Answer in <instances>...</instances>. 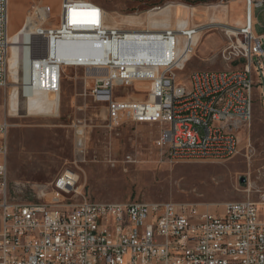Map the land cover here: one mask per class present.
Instances as JSON below:
<instances>
[{
	"label": "built area",
	"instance_id": "1",
	"mask_svg": "<svg viewBox=\"0 0 264 264\" xmlns=\"http://www.w3.org/2000/svg\"><path fill=\"white\" fill-rule=\"evenodd\" d=\"M244 1L241 42L221 52L225 60L241 57L244 65L193 70L184 82L176 80L178 74L199 33L214 23L120 29L107 26L105 10L90 0H60L56 14L51 5L34 1L14 32L17 58L27 71L55 64L57 95L65 67L95 71L87 75L89 94L104 102L106 126L156 124V145L172 162L224 161L237 153L240 135L251 125L252 67L264 58L254 14L262 0ZM10 36L8 0H0V87L8 82ZM65 42L84 43L96 57L59 61L53 54ZM136 82L149 84L146 99L113 96ZM9 127L0 121V264H264V190L257 201H228L219 212L194 202H101L82 192L75 170L65 169L51 182L49 199L10 202Z\"/></svg>",
	"mask_w": 264,
	"mask_h": 264
},
{
	"label": "rangeland",
	"instance_id": "2",
	"mask_svg": "<svg viewBox=\"0 0 264 264\" xmlns=\"http://www.w3.org/2000/svg\"><path fill=\"white\" fill-rule=\"evenodd\" d=\"M34 1L38 0H8L11 44L8 82L0 87V121L6 119L10 123L7 157L10 202L39 203L49 199L51 195L46 192H50L51 182L65 169L75 170L82 192L101 202H194L208 205L211 212H219L228 201L258 200L259 192L264 190V87L261 93L257 82L260 77L253 67L252 121L240 135L237 153L224 161L172 162L156 145L160 130L156 124L124 122L115 128L106 126L104 102L94 101L89 94L92 82L87 75L95 72L92 69L65 67L58 95L55 64L52 67L34 64L27 71L25 63L17 58L14 44L17 33L11 27L22 24ZM90 1L105 10L107 26L120 29L214 23L199 33L177 81L184 82L193 70L244 65L241 57L225 60L221 55L229 44L241 42L237 29L246 17L244 0ZM41 2L51 5L53 13L58 12L60 0ZM80 44L84 43H77ZM71 47L72 42H68L66 49ZM252 61L257 63L256 56ZM261 81L264 85V77ZM148 88L147 82H136L117 88L113 96L146 99ZM11 89L15 92L13 115L6 108ZM21 94L30 98L25 107ZM79 138L81 145H77ZM128 155L132 160H127ZM261 215L263 211L260 218Z\"/></svg>",
	"mask_w": 264,
	"mask_h": 264
},
{
	"label": "crops",
	"instance_id": "3",
	"mask_svg": "<svg viewBox=\"0 0 264 264\" xmlns=\"http://www.w3.org/2000/svg\"><path fill=\"white\" fill-rule=\"evenodd\" d=\"M254 14H255V32L258 33V34H263L264 35V0H262V5L255 7ZM23 20H24V16H23ZM23 20H22V22H23ZM9 24H10V19H9ZM20 26H21V24L20 25H14V26L11 27V30L12 31H17L20 28ZM9 28H10V25H9ZM262 48L264 50V42L262 44ZM53 55H54L55 58L57 57V59L59 61L62 60L59 57L61 54L58 53L57 51ZM259 62H260V65H259V67H256V71H257V74L260 77L259 80H258L260 83L258 81L257 82L259 84L258 88H260V91L262 93V91H263L262 88L264 87V85H261L262 84L261 80L264 77V58H260ZM21 96L24 97V107H25V105L30 101V98L28 96H26V95H23V94H21ZM14 99H15V92H13V90L11 89L9 91L8 95H7V98H6V108H7V112L10 115L14 114V110L12 111V109H11L12 108V104H14ZM19 105H20V100H19L18 104L16 105V107L19 108ZM14 107H15V105H14ZM16 107H15V109H16Z\"/></svg>",
	"mask_w": 264,
	"mask_h": 264
},
{
	"label": "bare ground",
	"instance_id": "4",
	"mask_svg": "<svg viewBox=\"0 0 264 264\" xmlns=\"http://www.w3.org/2000/svg\"><path fill=\"white\" fill-rule=\"evenodd\" d=\"M67 44L68 42H65V43L60 44L58 47L57 52L61 54L59 56L62 59L61 61L71 62V61L79 60L80 62H91L93 58L96 57V55H94L93 52L89 50L88 51L85 50L86 45L84 44H80V46H78L77 42L76 43L74 42L72 43L73 47L66 49ZM77 46L80 47V49H77L78 48ZM65 51H66V54H64Z\"/></svg>",
	"mask_w": 264,
	"mask_h": 264
}]
</instances>
